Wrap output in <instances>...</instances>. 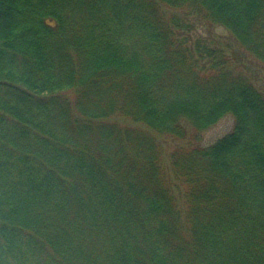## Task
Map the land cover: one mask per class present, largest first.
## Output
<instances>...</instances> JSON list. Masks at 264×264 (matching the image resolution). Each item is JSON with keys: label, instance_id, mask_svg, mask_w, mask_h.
I'll list each match as a JSON object with an SVG mask.
<instances>
[{"label": "trees", "instance_id": "16d2710c", "mask_svg": "<svg viewBox=\"0 0 264 264\" xmlns=\"http://www.w3.org/2000/svg\"><path fill=\"white\" fill-rule=\"evenodd\" d=\"M248 56L264 0H0V264H264Z\"/></svg>", "mask_w": 264, "mask_h": 264}, {"label": "rangeland", "instance_id": "374dc122", "mask_svg": "<svg viewBox=\"0 0 264 264\" xmlns=\"http://www.w3.org/2000/svg\"><path fill=\"white\" fill-rule=\"evenodd\" d=\"M211 32L209 33L211 37L213 38H219L222 41H226L230 45V53L232 54L235 52L238 54V46L235 43L236 41L232 37V35L224 30L221 27H212ZM203 31H198L197 34H201ZM201 36V35H197ZM206 37L207 35L204 34ZM195 38H197L195 36ZM245 63L247 64L248 71H251L254 76V82L256 85L264 90V64L259 62L258 60L254 59L253 57H249L245 59ZM233 125V118L229 115L226 117L220 119L214 126H212L210 129L204 131L201 136V144L202 145H208L212 144L216 139L220 138L224 134H226ZM162 139V138H161ZM160 139V140H161ZM178 142L171 141V140H163L162 139V145L166 151L165 154L169 153L172 149L175 148Z\"/></svg>", "mask_w": 264, "mask_h": 264}]
</instances>
